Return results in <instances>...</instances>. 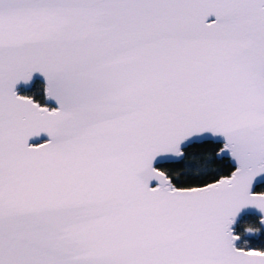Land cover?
I'll use <instances>...</instances> for the list:
<instances>
[{"label": "snow or ice", "instance_id": "6c2138e0", "mask_svg": "<svg viewBox=\"0 0 264 264\" xmlns=\"http://www.w3.org/2000/svg\"><path fill=\"white\" fill-rule=\"evenodd\" d=\"M0 264H264V0H0Z\"/></svg>", "mask_w": 264, "mask_h": 264}]
</instances>
